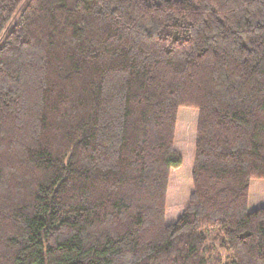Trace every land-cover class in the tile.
Returning <instances> with one entry per match:
<instances>
[{"label":"trees","instance_id":"16d2710c","mask_svg":"<svg viewBox=\"0 0 264 264\" xmlns=\"http://www.w3.org/2000/svg\"><path fill=\"white\" fill-rule=\"evenodd\" d=\"M254 180L264 0H0V264H264Z\"/></svg>","mask_w":264,"mask_h":264},{"label":"rangeland","instance_id":"374dc122","mask_svg":"<svg viewBox=\"0 0 264 264\" xmlns=\"http://www.w3.org/2000/svg\"><path fill=\"white\" fill-rule=\"evenodd\" d=\"M198 111L182 108L177 118L175 148L183 160L178 170H173L168 186L166 224H174L189 204L192 192V172L195 160ZM264 207V180L251 182L249 212Z\"/></svg>","mask_w":264,"mask_h":264}]
</instances>
